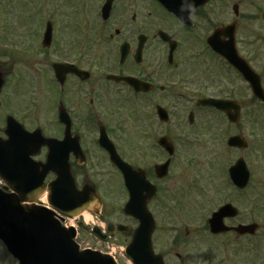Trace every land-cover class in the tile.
<instances>
[{
  "label": "flooded vegetation",
  "instance_id": "flooded-vegetation-1",
  "mask_svg": "<svg viewBox=\"0 0 264 264\" xmlns=\"http://www.w3.org/2000/svg\"><path fill=\"white\" fill-rule=\"evenodd\" d=\"M65 3L74 11L85 5V17L78 13L74 14L71 23L50 24L49 45L44 40L47 25H43L39 50L34 46L35 50L27 51L28 57L32 52L40 55V79L45 85L43 98L39 99L40 94H35L30 105L29 115L38 125L27 130L40 129L43 136L53 141L51 148L59 155L51 159L52 167L43 179L42 193L34 198V202L30 198L36 194L25 192L21 195L20 190L14 191L10 179L7 183L0 181V200L13 207L11 201L19 198L24 207L51 210L55 213L54 219L63 226L71 217L52 209L46 194L57 173L69 175L78 190L92 184L97 191V204L82 210L66 225L75 229L79 248L103 252L111 250L115 243H122L124 247L130 243V239L127 240L132 235V231L129 234L130 228L134 229L129 223L137 224L124 210L129 200L124 174L119 168L124 163L133 170L135 176L132 178L139 181L146 178L148 181L150 186L143 185L140 192L154 189L152 199L145 204L155 220L153 251L163 264H171L173 256L188 264H198L191 251L196 250L189 244L194 238L200 237L205 244V264L217 262L221 248L225 249L221 245L224 246L226 240L230 245L233 238L253 239L255 233L241 237L233 230L214 235L207 226L209 218L200 225L201 229L191 231L192 224L186 216L192 208L186 203L191 190L201 196L208 187L214 193L221 187H210V180L204 188L199 185L201 164L195 160L194 153L195 147L202 144V131L208 128L211 141L221 143L223 149L228 148L230 137L243 135L238 125L247 101L241 92L246 87L250 89L212 47H223L225 42L228 43V36H234L236 51L239 52L240 45L243 48L244 44L238 39V19L243 13L242 6L243 9L244 6L253 7V1L169 0L171 8L165 9L158 0H98L93 13L91 0H68ZM86 3L89 5L88 16ZM141 4L146 6L143 12L139 10ZM263 15L264 12L262 22ZM10 46L3 44L0 50V75L4 76L5 83L14 72L15 52L25 49L20 47L15 51ZM3 59H7L9 65ZM246 60L250 64V60ZM55 69H59L57 74L62 79H57ZM4 88L0 91V141L5 143L6 117L9 115L2 98ZM209 99L237 101L239 122H229L223 112L205 103ZM250 101L257 103L252 96ZM43 107L45 114L42 116ZM13 118L26 129L21 120ZM120 119L127 128L119 127ZM43 125L48 128L47 133ZM5 151L7 174L23 177L30 172L35 176L38 174L36 166H39L40 173L43 172L41 165L46 163L48 154L46 146L31 156L34 163L29 165V171L17 161L9 162L10 153L7 148ZM167 161V171L163 173L159 167ZM174 166L178 177L175 186L172 176L176 174L171 172ZM93 170L111 173L108 179L97 180L94 179L96 172L89 173ZM157 170L161 172L157 173ZM222 174L225 187L217 192L221 198L219 207L229 205L237 210V217L224 220V225L231 229L241 224L234 204L242 192L231 184L227 171ZM64 181L67 184L70 180L66 177ZM114 181H118L119 196L124 198L120 221L112 220L96 185L100 182L114 185ZM21 182L18 178L17 183ZM249 204L251 215H254L253 197ZM198 205H201L199 201ZM84 214L90 220H85ZM247 221L245 223H251ZM167 223L178 224L180 229L171 226L170 230L175 229V236L166 241ZM123 225L129 228H119ZM201 230L208 234L197 235ZM217 238L222 239L221 245L216 243ZM180 244L184 246L180 247L181 253L177 251ZM234 248L231 253L238 254L237 243ZM252 252L257 253L256 249Z\"/></svg>",
  "mask_w": 264,
  "mask_h": 264
},
{
  "label": "rangeland",
  "instance_id": "rangeland-1",
  "mask_svg": "<svg viewBox=\"0 0 264 264\" xmlns=\"http://www.w3.org/2000/svg\"><path fill=\"white\" fill-rule=\"evenodd\" d=\"M66 1L68 0H0V50L3 49V44H10V49L15 51H19L20 47H25V49L15 52L16 62L14 61V72L7 80L2 94L4 108H6L7 115H12L21 120L25 128L29 130L33 129L34 125H38V122L29 115L32 99L35 94H40L38 96L39 99L43 98L45 85L43 79H40L42 77L40 55L32 52V55L28 57L27 51L35 50L34 46L39 50L42 26L47 22H51V24L71 23L72 19H75L74 14H83V7L85 5H81L79 9L77 8V11H74L69 5L67 6V3L63 4ZM252 1L253 7L244 6L243 9L242 6L243 13L239 15L238 39L240 44L244 45L243 48L242 45H240L241 48L239 46V52L237 53L242 58L250 60V65L262 76L264 82V23L261 21V14L264 12V0ZM97 4L98 0H91L90 8H92V13ZM86 7L88 16L89 5L87 4ZM145 7L141 4L139 7L140 12H143ZM84 15L83 17H85ZM2 61H7V65H9L7 59H3ZM241 96L247 102L243 103L244 110L241 112V121L238 126L241 128L243 136L248 142V150L241 153L228 148H221V143L211 141L210 138L212 136L209 133V129L206 128L202 131L204 132L201 138L202 144L198 145L197 148L195 147L194 154L195 160L197 159L201 164L199 165V175L202 179L199 185L204 188L207 180H210V187L221 185L217 192H220L225 187L222 171L226 170L228 165L233 164L240 155L242 156L249 173H251L250 184L244 193L245 196H240L234 205L238 209L240 221L246 222L248 219H254L259 229L257 228L255 231L253 239L247 237L242 240H236L233 238L230 245L228 243L229 240H226L224 246H222L219 243L222 239L217 238L216 243L226 250L224 249L223 251L221 248L215 264L264 263V109L262 105L258 103L253 104L250 101L251 93L247 87L241 92ZM43 110H45V107L42 109V116L45 114ZM39 115L38 117L42 121L43 119ZM118 125L121 128H127L121 119ZM47 131L48 128L45 127V132L47 133ZM95 172L93 170L89 173L94 174ZM171 172L176 174L175 166ZM110 173L108 174L100 170L95 173L94 179H108ZM177 178V174L176 176H172L174 186L178 184ZM113 184L110 185L109 182L96 183L105 201L106 210L111 212L112 220L120 221L123 218L121 207L124 198L119 196L118 181H114ZM112 188L116 190V193ZM217 192L214 193L209 187L201 196H196L192 190L189 192L186 203L188 202L192 208L188 210L186 216L194 227L203 225L205 219L209 218L210 212L219 207L221 198ZM251 197H253V205L255 206V216L251 215V205L249 204ZM198 201L201 203L200 206L198 205ZM123 221L126 223L130 222L124 219ZM129 225L134 227L131 225V222ZM174 225L173 223L167 225L166 241L170 237L175 236L173 232L175 229L170 230L171 226ZM175 227L176 229H180L178 224ZM190 230L192 231V229ZM199 233L208 234L207 231L202 230ZM129 239L130 237L127 238V240ZM236 243L239 249L238 254L231 253L235 249ZM189 244H191V249L194 247V250H196L194 252L191 250L193 259L196 258L198 264H205L204 256L206 250L203 240L200 237L198 239L194 238V241L191 240ZM111 247L117 256L118 264H129L128 260L120 252L123 248L122 243H115ZM180 247L184 248L183 244H180L179 248L177 247L179 253L182 252ZM253 249H256L258 254L252 252ZM0 264H16L12 258L5 254L1 244ZM171 264L188 263L181 259L178 260L173 256L171 257Z\"/></svg>",
  "mask_w": 264,
  "mask_h": 264
},
{
  "label": "water",
  "instance_id": "water-1",
  "mask_svg": "<svg viewBox=\"0 0 264 264\" xmlns=\"http://www.w3.org/2000/svg\"><path fill=\"white\" fill-rule=\"evenodd\" d=\"M162 4L164 5L163 1ZM50 24H47V32L44 38L47 45L50 44ZM221 51L223 52L221 55L225 56L228 63L235 67L244 79L249 82L254 97L264 102V93L260 86V77L252 71L246 62L236 55L233 49L229 51L225 46ZM58 72L59 69H57V73ZM57 78L62 79L59 74H57ZM3 83L4 76L0 75V90ZM217 106L225 110V112H229L228 107L222 105ZM237 115L236 112V116ZM228 117L231 121H236L229 115ZM6 119V134L8 141L5 143L0 141V179L2 181L8 179L4 171L6 167L5 163L8 160L7 156H5V147L10 153L9 162L13 164V161H17L23 168H30L28 165L30 163L29 156L34 155L36 153L35 151H37L40 146L46 145L49 149V153L46 157L47 161L44 165H41L43 172L40 173V169L38 170L39 166L35 167V170L38 172L34 178L35 181L31 182L30 179L33 177L29 175L27 177H21L20 181L22 182L24 179L28 180L22 187V189L26 188L25 191L22 192L20 189L21 185H19L20 188H18L17 185L13 189L14 191L20 190L18 193L21 195H25L26 191L32 192V195L36 194L33 198H30L31 202H34V198L42 193V180L46 172H48L47 170L52 167L51 158H53L55 152V149L51 148L53 141L49 138H43L40 130L29 133L12 117H7ZM239 139L240 138L231 139L229 145L240 149L246 148L245 142ZM23 148L25 151L22 150ZM13 149L17 152L14 153ZM31 149H34V151ZM58 155L59 154L56 153L54 159H56ZM230 173L232 174L233 182L237 184L239 188L245 186L248 173L241 160H239V163L235 167L230 169ZM66 177L70 180L67 184H65L66 181H64ZM133 184V179L126 180L128 189H132L131 187ZM136 185V193L134 190L129 189L130 203L134 206V210L128 211V213L133 218L139 220V226L134 230L131 244L126 248L125 253H127L134 264H162V262H160V257H156L152 252L151 235L154 231L153 220L147 209H145V203L151 199L150 197H152V194L143 196V192H140L142 190L141 184L136 183ZM37 188L40 189L37 190ZM47 192L48 203L56 210H60L62 213L67 215L70 214L71 216H77L85 208L97 204V192L93 185L83 186L81 189L77 190L74 181L71 182L69 175L65 176L62 173H57V179L48 185ZM20 201L21 199L15 198L11 203L16 210L24 209L25 217L21 221L17 220L13 222L10 220L11 218L6 208V206L10 205L4 204L6 202L0 200V240L19 264H115L110 257L105 255L102 256L96 252H78V247L72 242V238L75 235L73 234V230H63L60 224H57L53 219L52 214H49V212L44 213L38 208L35 209L33 206H31V208L28 206L24 207L20 204ZM73 201H75V203ZM228 209L230 210V207H223L212 215V219L209 220V225L213 233H220V231L225 230V227L222 226V219L224 216L228 215ZM234 214L235 212H232L231 216H234ZM255 229L256 226L252 225L251 227H241L237 229V231L242 235L245 232L252 233Z\"/></svg>",
  "mask_w": 264,
  "mask_h": 264
},
{
  "label": "bare ground",
  "instance_id": "bare-ground-1",
  "mask_svg": "<svg viewBox=\"0 0 264 264\" xmlns=\"http://www.w3.org/2000/svg\"><path fill=\"white\" fill-rule=\"evenodd\" d=\"M84 218H85V220H90V217L87 215V214H84Z\"/></svg>",
  "mask_w": 264,
  "mask_h": 264
}]
</instances>
